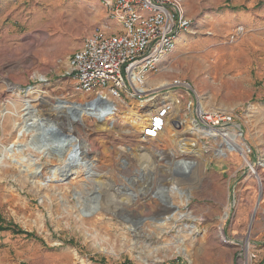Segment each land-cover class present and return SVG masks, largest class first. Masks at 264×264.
<instances>
[{
    "label": "rangeland",
    "instance_id": "1",
    "mask_svg": "<svg viewBox=\"0 0 264 264\" xmlns=\"http://www.w3.org/2000/svg\"><path fill=\"white\" fill-rule=\"evenodd\" d=\"M182 1L193 28L160 69L149 74L147 87L187 80L207 110L234 114L258 178L241 154L226 149L221 140L199 138L206 147L203 157L193 152L174 158L165 152L134 158L137 145L126 133L93 135L91 170L65 173L55 157L29 149L6 152L31 139L18 137V127L26 125L27 99L40 110L57 98L92 99L75 94L73 81L64 77L69 58L85 38L112 32L100 0H0V218L36 237L0 233V264H237L240 245L247 244L257 256L253 264H264V65H251L239 47L247 35L243 25L220 35L224 44L215 60V12L246 9L252 0ZM253 1L264 6V0ZM240 27L244 31L237 34ZM43 32L51 38H43ZM35 87L41 92L29 94ZM98 124L87 121L91 129ZM60 129V142L66 143L67 129ZM218 149L226 155L217 157ZM174 186L188 204L179 205ZM172 201L195 219L161 221L159 214L167 215ZM222 230L238 245H223ZM179 243L181 250H173Z\"/></svg>",
    "mask_w": 264,
    "mask_h": 264
},
{
    "label": "built area",
    "instance_id": "2",
    "mask_svg": "<svg viewBox=\"0 0 264 264\" xmlns=\"http://www.w3.org/2000/svg\"><path fill=\"white\" fill-rule=\"evenodd\" d=\"M100 2L107 14V30L112 33H95L85 38L70 56L69 72L64 77L73 81L72 91L103 103L117 102L126 106L134 102L144 104L143 114L149 115L150 121L139 134L141 150L151 144L157 151H165L168 147L162 142L161 135L168 123L176 131H183L185 124L182 117L189 120L190 127L195 130L186 134L187 139L221 140L222 145L229 146L224 144V138L235 132L240 133L234 114L207 110L190 82L175 79L163 87L146 88L149 74L160 69L164 59L176 50L181 36L193 28V21L188 17L183 1ZM243 31L244 28L240 27L237 34ZM169 93L183 107L181 118H174L175 104L159 96ZM188 141L192 144L191 140ZM232 150L236 151L235 147ZM217 152L220 154V149ZM250 153L251 150L247 154L248 160ZM219 154L217 156H221ZM190 155L195 154L192 151ZM243 159L246 163L247 159ZM246 164L250 170H255L251 163ZM219 239L223 245H238L237 239L226 235L223 230L220 231ZM244 247L240 245L237 264H253L257 259L255 252L249 245L247 249Z\"/></svg>",
    "mask_w": 264,
    "mask_h": 264
},
{
    "label": "bare ground",
    "instance_id": "3",
    "mask_svg": "<svg viewBox=\"0 0 264 264\" xmlns=\"http://www.w3.org/2000/svg\"><path fill=\"white\" fill-rule=\"evenodd\" d=\"M42 37L47 39L51 38L47 32H43ZM166 84L167 83H156L154 86L159 88L165 86ZM147 86L149 87L148 84ZM147 86L146 88H148ZM9 88L13 92L17 91V87L12 86L11 84H9ZM146 88H144L143 90H147ZM28 92L29 94H34V93H40L41 91L37 87H35V88H30ZM159 96H162L161 98L163 99L171 100L175 104L174 118L175 119L181 118L182 112L178 99L172 93L164 94V95L160 94ZM32 103H33L32 99H27L25 101V106H26L25 110H26V114H28V119H31L32 121L33 127L28 126L27 124L18 127V137L21 139L26 136H31L30 141L26 144H13L10 147L6 148V152H14V151L22 152L20 151L19 146H23L25 147V149H29L33 153L38 154L40 156H45V157L49 156V158L55 157L57 161L62 162L64 164V166L61 168L63 169L62 172L64 173L67 172V170H72L77 168H83V170L84 169L87 170L92 167V163L90 159L92 158L91 154L93 153V146L91 145L89 138L90 136L93 135H96L97 137H103L105 135L116 136L119 135L120 133H126V135L129 136L130 140L134 141L135 145H137L133 149L134 158L137 155L142 156L143 153L163 154L165 153L166 150L168 153L172 154L174 158L180 155L181 153L189 154L192 151L202 155V157L204 156L203 151L205 150L206 147L202 143H200V141L197 138L187 139L186 134L193 133V131L195 130L193 127L192 128L190 127V121L184 119L183 117L182 120L183 123L185 124L183 131H176L173 128L172 124L168 123L165 128V131L161 135L162 142L165 143L168 147L165 151H157L156 148L151 144L148 147H145L144 150H141L138 142L139 134L142 132V130L145 129V127L149 124L150 121L149 115L143 114L144 104L141 103L134 102L135 104L126 106V105H121L120 103L117 102L103 103L95 99H83L80 102H73L68 99H65L64 97V98H57V100L53 104H48L50 108H46L44 110L36 109L32 105ZM53 117H55L56 119H54ZM60 119H62V121H58ZM47 120L50 123L47 127L57 128L59 132L61 131L60 133H62L60 126L65 127L67 129V134L70 135L71 138L73 139L67 140L66 143L62 142V144L60 142L59 144L60 146H58L57 144L55 145L54 142H47L45 144H42L39 138L36 137V130L34 129V127H36L40 123H44ZM90 120L97 121L99 123L97 127H94L92 129L89 128V126L87 125V121ZM128 124L130 128H128ZM188 126L190 127V129L188 128ZM74 133H77L78 135H74ZM239 138H241V134L236 132L233 135H230L228 138H224V144L229 145L227 146L226 149L232 150V148L235 147L236 151L239 154H241L242 157L247 159L246 163L250 164L247 158L249 149L246 147V145L243 142H240ZM188 140H191L192 144H189ZM56 146H58L59 149ZM75 148L79 152V155H77L75 159H73V161H79V164H77L76 166H70L69 156L75 151ZM220 151L221 152L219 155L222 156L225 151H223L222 149H220ZM215 155L217 156L218 153H215ZM208 161L209 158H206L205 163H207ZM52 171L53 173H56L58 169L55 168ZM253 171L254 172L252 174H254L257 177L258 174L255 172V170ZM259 186L260 189H262L263 184L260 183ZM174 191L175 192L177 191L178 195L180 194L179 196L181 198V201L179 202V205L181 204L186 205L190 202L189 199H186L183 196L184 194L182 192L175 189V186L171 188V192L174 193ZM177 193H174V195ZM174 203L176 202L172 201L169 203V208L166 210L167 215L162 216L163 215L162 213L159 214L161 221L167 222L170 221L171 219H174L178 224L179 222H182L187 219H195V217L193 216L194 213L193 214L182 213L180 210V206L179 207L177 205L175 206ZM227 216L228 214L226 213L224 215V219H226ZM255 219H256V211L252 214V218L250 221L251 225L254 224ZM189 226L186 225L185 228L191 234L194 232V229H192ZM181 232H184V229ZM247 247L248 244L245 245L244 249H247ZM173 250L179 252L181 250L180 243L179 245H174Z\"/></svg>",
    "mask_w": 264,
    "mask_h": 264
},
{
    "label": "crops",
    "instance_id": "4",
    "mask_svg": "<svg viewBox=\"0 0 264 264\" xmlns=\"http://www.w3.org/2000/svg\"><path fill=\"white\" fill-rule=\"evenodd\" d=\"M264 6H258L255 1H251V3L247 6L246 9H226L218 10L215 12V20L217 23L216 34L218 35L217 39H215V60L220 58V47H222V36L224 33L231 32L234 27L237 25H243L246 28L247 35L240 42L239 47L244 48L247 52L249 58L251 59V65L257 64L262 67L264 65ZM220 12H223L220 14ZM223 30V31H221ZM183 42V35L179 39L178 46ZM226 43V42H225ZM177 46V48H178ZM176 48V50H177ZM175 50V51H176ZM174 51V52H175ZM171 56H167L164 61L161 63V66L167 61V59ZM262 73V71L260 70ZM251 92H255V81L251 82ZM264 119V118H263Z\"/></svg>",
    "mask_w": 264,
    "mask_h": 264
},
{
    "label": "water",
    "instance_id": "5",
    "mask_svg": "<svg viewBox=\"0 0 264 264\" xmlns=\"http://www.w3.org/2000/svg\"><path fill=\"white\" fill-rule=\"evenodd\" d=\"M24 118H25L24 119L25 123L28 126L33 127L31 119H28V114H26ZM36 128L38 129L39 140L42 142V144H45L47 142H54L55 144H58L62 140V138H60L61 133L59 132L57 128H49L45 125V123L38 124ZM64 139L70 140L73 138H71L70 135L66 134L64 135ZM19 148H20V151L25 150V147L23 146H19ZM77 155H79V152L75 148V151L69 156L70 166H76L77 164H79V161H73V159H75Z\"/></svg>",
    "mask_w": 264,
    "mask_h": 264
},
{
    "label": "trees",
    "instance_id": "6",
    "mask_svg": "<svg viewBox=\"0 0 264 264\" xmlns=\"http://www.w3.org/2000/svg\"><path fill=\"white\" fill-rule=\"evenodd\" d=\"M12 232L14 235H25L27 238H36L33 234H29L21 230L17 225L13 223H6L2 218H0V233L2 232ZM71 245H75L74 242H70ZM122 264H132L131 261L125 260Z\"/></svg>",
    "mask_w": 264,
    "mask_h": 264
}]
</instances>
